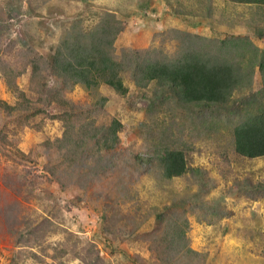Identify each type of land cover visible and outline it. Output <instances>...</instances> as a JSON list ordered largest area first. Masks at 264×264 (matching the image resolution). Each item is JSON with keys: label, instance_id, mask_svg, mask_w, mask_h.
Returning a JSON list of instances; mask_svg holds the SVG:
<instances>
[{"label": "rangeland", "instance_id": "obj_1", "mask_svg": "<svg viewBox=\"0 0 264 264\" xmlns=\"http://www.w3.org/2000/svg\"><path fill=\"white\" fill-rule=\"evenodd\" d=\"M257 10L228 0H0V56L22 67L28 51L52 53L73 23L90 28L106 11L124 24L117 57L129 48L178 54L182 33L250 40L262 53ZM123 80V96L105 85L66 92L83 107L80 124H120L113 150L91 141L71 165L45 146L65 131L59 109L44 104L49 93L39 97L30 70L13 91L0 73V101L15 107L0 105V264H264V157L237 155L233 137L264 109L259 69L220 111ZM165 147L185 151L187 174L166 180L149 164Z\"/></svg>", "mask_w": 264, "mask_h": 264}, {"label": "trees", "instance_id": "obj_2", "mask_svg": "<svg viewBox=\"0 0 264 264\" xmlns=\"http://www.w3.org/2000/svg\"><path fill=\"white\" fill-rule=\"evenodd\" d=\"M228 1L264 6V0ZM123 29L124 24L116 12L106 11L90 28H84L79 21L73 23L52 53L41 55L31 49L26 53L22 67L7 63L0 56V73L9 89L17 90L16 78L30 70L32 81L35 80L37 86L40 83L39 97L45 99L44 94L49 93L48 98L43 100L44 104H53L59 109L58 119L65 126V131L61 139L47 141L45 146L62 153L61 157L71 165L83 160L81 155L91 141L98 146V152L113 150L119 142L117 134L120 129L116 121L108 127H97L93 119L80 124L83 107L65 98L66 92L75 86L93 91L105 85L123 96L128 92L123 75L128 74L137 88L154 82L157 87L169 90L172 96L169 95L167 102L174 99L181 107L192 110L220 108V111L230 105L236 91L251 82L258 68L262 77L259 94L264 97V51L259 53L250 40L205 38L182 33L178 54H164L160 48H129L117 57L114 45ZM1 50L2 44L0 55ZM46 75L55 79V87L46 86ZM18 96L24 97V94L19 92ZM0 105L8 113L15 108L1 101ZM233 137L237 155L248 159L264 157V109L235 126ZM15 153L19 154L18 151ZM185 157L184 150L165 147L158 153L156 162L152 158L147 160L149 164H158L159 175L170 180L182 177L191 170ZM177 234L178 238L184 236V230H179ZM186 252L195 255L189 247Z\"/></svg>", "mask_w": 264, "mask_h": 264}, {"label": "crops", "instance_id": "obj_3", "mask_svg": "<svg viewBox=\"0 0 264 264\" xmlns=\"http://www.w3.org/2000/svg\"><path fill=\"white\" fill-rule=\"evenodd\" d=\"M238 5H242V4H238ZM257 13L255 14L257 16V18L261 21H264V6H257ZM130 16V15H128ZM132 16V15H131Z\"/></svg>", "mask_w": 264, "mask_h": 264}]
</instances>
